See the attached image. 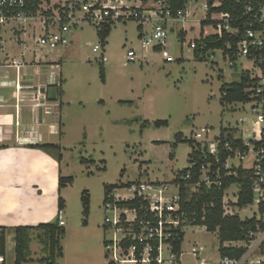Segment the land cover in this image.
Masks as SVG:
<instances>
[{"label": "rangeland", "instance_id": "374dc122", "mask_svg": "<svg viewBox=\"0 0 264 264\" xmlns=\"http://www.w3.org/2000/svg\"><path fill=\"white\" fill-rule=\"evenodd\" d=\"M203 4L204 0H198L190 7L187 20L168 26L166 50L170 59H164L159 51L141 48V39L149 35L151 27L144 24L138 31L140 22L135 20L110 25L103 42L94 24L80 21L70 28L67 45L53 50H40L36 43L42 34L38 15L21 23L26 31L22 39L27 57L34 54L36 58L42 57L46 62L42 68L48 66L43 75L53 78V73L58 72L62 83L61 89L49 88L53 94L60 92L63 109L61 120H51L57 135L48 137L46 142L60 146V152L54 149L52 153L57 159L59 154L62 156L63 176L73 181L62 188L66 224L60 240L63 258L55 259L54 264H107L104 240H110L113 233L120 240L123 233L110 227L106 230L104 226L105 186H116L111 195L122 201L131 197L127 186L135 182L166 186L168 195L175 194L173 179L177 172L188 167L187 155L191 151L188 141L193 140L196 132L208 128V140L223 129L241 134L255 120L249 103L224 106L220 102L221 86L238 82L241 72L250 68V64L236 61L235 67L230 68L219 50L199 52L195 57L194 50L189 48L201 32L200 21L206 16ZM16 24H7L0 32L3 58L4 54L17 56L22 49L17 33L12 30ZM180 30L186 32L183 41L177 37ZM202 32L213 31L209 25ZM96 45H102L98 53L93 52ZM130 50L135 53L134 62H127ZM102 51L106 61L101 66ZM49 66L57 68L49 70ZM100 73L104 74V82ZM243 120L246 121L242 124ZM158 121H167L168 125L154 127L153 123ZM242 165L251 166L247 159ZM238 190V184L225 190V208L241 219L250 217L252 210L233 205ZM83 193L89 201L87 218L82 213ZM107 215L112 218V211ZM125 216L131 219L133 213ZM183 232L181 264H198L190 253L193 247L203 248L200 257L204 264H219L217 232L191 225L183 227ZM29 248L31 258L44 256L36 237ZM167 257L165 251L163 258ZM5 259L4 264H14L13 246L6 250Z\"/></svg>", "mask_w": 264, "mask_h": 264}, {"label": "built area", "instance_id": "2783aa9c", "mask_svg": "<svg viewBox=\"0 0 264 264\" xmlns=\"http://www.w3.org/2000/svg\"><path fill=\"white\" fill-rule=\"evenodd\" d=\"M182 1V7L175 9L172 4ZM198 0H43L38 4L36 12L27 11L28 0H0V32L2 28L10 23L16 22L21 25L26 19L39 16L41 35L38 36L37 44L40 50L44 48L53 50L59 46L67 45V34L71 27L78 25L80 21H88L97 28L116 22L135 20L140 22L141 27L149 24L151 27L149 35L141 39L142 49H153L159 51L164 59H170L166 50V39L168 26L170 24L185 21L191 15L190 7ZM209 0H204L203 9L205 20L209 9ZM212 7L219 5V0H212ZM242 15L245 17L244 26L232 27V17L227 13H212L210 21L217 22L216 26L211 24L212 33H203V37L217 35L219 38L222 32L238 36L233 52H228L230 46L225 45L226 51H220L222 57L227 61L230 68L235 67L236 61H244L250 64V68L244 69L241 74L248 77L249 82L244 89L248 95L250 110L255 114V120L249 122L244 133L234 134L230 130L223 134V141L220 133L208 140L210 130L202 128L194 134L193 140L198 144L203 160L209 158L214 163L206 162L201 164L199 169L198 182L190 185V194L196 193L203 184L206 187L220 185V169H224L228 175L232 169L241 168L250 171L252 201L244 207L252 210L250 217L241 220H254L253 227L247 229L244 239L239 241H228L222 244L226 250H241L239 257H220L219 264H264V0H253L244 6ZM242 17L237 18L240 22ZM201 22V21H200ZM142 36V35H141ZM1 45V38H0ZM189 48L194 50L196 43L191 42ZM102 45L94 46L93 52L98 53ZM2 50V49H1ZM0 50V53H1ZM101 52L100 64L103 65L106 57ZM127 62H134L136 56L133 50L127 52ZM1 66V64H0ZM241 121L242 124L244 123ZM231 137L230 139H228ZM237 144L234 147V142ZM226 154L224 163L220 162L219 154ZM249 160L251 166L244 167L243 160ZM237 160V163L231 162ZM231 162V163H230ZM190 179V174L183 178ZM177 187V186H176ZM131 197L141 198L148 204L150 220L138 219L136 210L120 209L117 203L122 200L114 198L112 202L104 204L105 216L104 226L106 230L110 227L115 231H121L123 237L116 239L113 233L110 240H104V250L107 264H180L172 252L169 240L172 238V231L191 225L187 219L178 215L180 210L179 188L175 194L168 195V187H155L144 183H131L127 186ZM168 196V197H167ZM237 201V197L235 199ZM233 203V205L236 203ZM224 204V198H223ZM252 208V209H251ZM239 209V208H238ZM243 209V208H242ZM224 204L225 215L232 214L227 211ZM112 211V218L108 213ZM128 212L133 213L131 219H126ZM58 224L65 226L63 211L57 213ZM128 225V226H127ZM193 226V225H191ZM205 229V228H204ZM129 246H124L126 242ZM156 242V247L152 243ZM155 249L157 256L151 258V251ZM137 251L139 253H137ZM168 253L166 259L164 252ZM202 247H193L191 255L198 264H204L201 258Z\"/></svg>", "mask_w": 264, "mask_h": 264}, {"label": "crops", "instance_id": "0c3cea01", "mask_svg": "<svg viewBox=\"0 0 264 264\" xmlns=\"http://www.w3.org/2000/svg\"><path fill=\"white\" fill-rule=\"evenodd\" d=\"M12 30L17 33L22 47L17 56L4 54L5 58L2 57L4 48L0 35V232L5 237V255L11 246L14 252L15 228L56 221L58 199L63 193V189L58 188V180L64 177L60 154L58 161L52 150L32 147L47 145L48 137L57 135L51 120H61V94H53L49 88L61 89V80L58 72L53 73V78L43 75V69L48 66L42 68L46 63L42 57L36 58V54L27 57L26 43L22 39L26 32L24 26L16 24ZM184 32L177 33L179 40H184ZM51 68L54 70L57 66L54 69L49 66V70ZM32 233L37 234H31V241L39 232ZM29 251L31 255L30 248ZM29 259L32 264L40 263L41 258L29 256Z\"/></svg>", "mask_w": 264, "mask_h": 264}, {"label": "trees", "instance_id": "16d2710c", "mask_svg": "<svg viewBox=\"0 0 264 264\" xmlns=\"http://www.w3.org/2000/svg\"><path fill=\"white\" fill-rule=\"evenodd\" d=\"M30 1L26 7L27 11L36 12L38 9V4L43 0H28ZM45 1V0H44ZM76 1V0H75ZM253 0H219V5L212 7V0H209V9L207 17L205 20L200 22L201 32L199 33L198 40H195L196 48L194 49L195 57L198 56V53L205 52H214L216 50L226 51L225 45L230 46L228 52H233L235 49V44L238 41V36L227 34L222 32L221 38L217 35H209L203 37L202 29L205 26L213 24L216 26L217 22L210 21V15L212 13H227L229 14L233 21L231 23L232 27L244 26L245 17L242 15L244 6L248 3H252ZM175 9L182 7V1H178L172 4ZM242 17L240 22H236L237 18ZM110 24L101 26L98 28L97 35L100 37L103 42L109 31ZM138 31H141V25L137 27ZM179 36V34H178ZM180 39V37H179ZM183 41V39H181ZM2 49L0 45V50ZM157 51V49H156ZM1 64V61H0ZM102 66V64H100ZM102 82H104V74L100 73ZM249 79L246 75L241 74L240 80L234 83H225L221 86V104L222 105H231L233 103H246L249 101L248 95L244 93ZM168 125L167 121H158L154 122V127H166ZM226 130H220V139L223 141V134ZM179 139V136H177ZM229 137L228 139H230ZM234 142V147L237 142ZM188 144L191 148L190 153L187 155L188 167L177 172V175L173 179V184L179 188L178 195L180 199V210L178 215L183 219H187L188 222L193 226H201L205 228L207 232H217L219 238V247L218 253L220 257L226 255L231 257H239L242 254L241 250L229 251L222 247L224 242L228 241H239L244 239L246 231L248 228L253 227L254 220H241L238 215H225L224 214V192L231 185L238 184L239 190L237 192V201L234 204L235 207L242 209L252 201L251 194V176L250 171L242 170L241 168L232 169L229 173L231 175L227 176V172L224 169H220V185L211 187H206L203 184L199 187L196 193L190 194L189 187L190 185H195L198 182L199 178V169L201 164L206 162L214 163V160L209 158L204 161L199 150L197 149L198 144L194 141H188ZM38 147L44 150H58L59 147L56 145H41V146H32ZM227 155L220 153L219 159L221 163H224ZM170 158L173 159V156L170 155ZM58 161L60 159L58 158ZM190 174L189 180H184V176ZM73 179L71 177H59L58 188L59 190L65 187L67 184L71 183ZM116 186H105L104 188V204L107 202H112L113 198L111 193L115 190ZM81 202L83 207V216L88 217L89 214V201L86 197V194L83 193L81 196ZM117 206L120 209L136 210L138 219L150 220L151 215L148 212V204L145 201H142L141 198H134L128 201H122L117 203ZM64 201L62 198L58 199V211H63ZM86 225V220L83 222ZM128 226V225H127ZM33 231L39 232L36 238L39 241V244L42 247V254L44 257L39 259L41 263L54 264L55 259L62 258V247L60 245L61 237L65 234V228L59 226L58 220L49 224L38 225L37 227H18L15 228L14 233V264H29L30 263V251L29 244L31 242V234ZM184 232H181L179 229L172 231V238L169 240L171 245L172 252L175 254L177 261L180 257L181 244L183 242ZM130 242H126L124 246H129ZM152 247H156V242L152 243ZM137 253H139L137 251ZM157 253L155 249L151 251V258L155 259ZM5 237L4 233L0 232V264L5 262ZM151 264H155L154 262Z\"/></svg>", "mask_w": 264, "mask_h": 264}]
</instances>
